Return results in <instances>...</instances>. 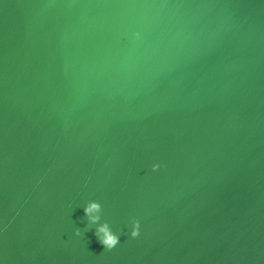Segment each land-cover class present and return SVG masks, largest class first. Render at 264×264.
I'll return each instance as SVG.
<instances>
[{"label": "water", "instance_id": "1", "mask_svg": "<svg viewBox=\"0 0 264 264\" xmlns=\"http://www.w3.org/2000/svg\"><path fill=\"white\" fill-rule=\"evenodd\" d=\"M0 264H264V0H0Z\"/></svg>", "mask_w": 264, "mask_h": 264}, {"label": "clouds", "instance_id": "2", "mask_svg": "<svg viewBox=\"0 0 264 264\" xmlns=\"http://www.w3.org/2000/svg\"><path fill=\"white\" fill-rule=\"evenodd\" d=\"M161 167L160 164H154L152 170L156 171ZM103 206L98 201H89L84 207L85 217L87 218V226L91 228L92 225H96L95 236L104 249L111 251L120 243V236L116 234L110 224L107 221L101 223L103 215ZM82 234L80 228H76L75 235L80 236ZM141 235V223L139 219H133L131 237L138 238Z\"/></svg>", "mask_w": 264, "mask_h": 264}]
</instances>
